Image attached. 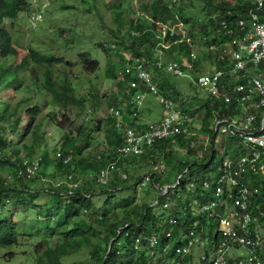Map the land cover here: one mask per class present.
<instances>
[{
    "label": "trees",
    "instance_id": "obj_1",
    "mask_svg": "<svg viewBox=\"0 0 264 264\" xmlns=\"http://www.w3.org/2000/svg\"><path fill=\"white\" fill-rule=\"evenodd\" d=\"M119 1L108 5V8L102 5L101 0H83L82 5L88 8L89 13L95 10L96 18L110 34L117 37L118 34L125 33L130 37L126 45L128 52L132 58H139L154 68L152 69L154 82L162 94L170 96L177 105L181 104L180 109L187 115L202 112L199 129L207 134L209 145L204 147V142L194 140L193 123L192 130L186 137L179 135L161 139L151 147H146L144 154L139 157L120 158L117 150L124 143L125 136L116 128L115 118L109 115L106 118V133L103 137L105 148L97 149L100 160L93 162L92 157H89L92 152L88 149L92 147L93 139L103 131L101 121L103 119L100 120L98 116L89 119L86 111L90 103L101 99L94 92L89 91L85 94L77 89L80 78L70 72L74 66L69 62L62 63L63 59L54 54L34 51V48H29L27 55L23 56L13 34L6 27V21H19L21 14L24 12L29 14L33 6L28 0H0V172L5 171L9 175L7 180L0 179V251L12 249L19 241L20 222L13 218L15 213L6 218L2 215L3 212L10 208L17 213L34 209L35 212L41 211L45 217L47 216V220L43 222L37 220L34 222V219H31L29 224L37 228L38 222L43 223V227L37 231L39 239H44L47 246L44 249L38 245L35 253L37 264H68V259L86 254L84 262L75 258V261L69 264H165L168 255L157 256V263H154L151 256L153 249L148 239L153 234L163 237L165 231L170 228L173 229L172 235H175L179 228L189 226L187 217L182 212L187 199L180 201L178 206L174 204L171 208L170 202L163 201L164 197L170 195L169 189L157 205L163 210L160 214H155L154 207H150L157 199L153 203L143 202L139 205L136 196L131 195L113 208L108 207L107 202H111L116 194L128 191L136 193L140 182L150 175L152 177L149 186L142 190L145 195L152 189L158 194L162 193L167 186L171 187L177 182L174 190L180 189L184 193L187 190L191 191L193 185L195 192L200 193L206 180L218 177V165L222 160L247 154V148L240 135L228 129L230 120L237 116L238 109L214 98L192 80L189 88L192 91L193 103L184 105L181 102V93L176 87L177 77L171 82L173 76L164 69L169 62L178 61L184 70H192L198 74L204 70L203 57L212 63L219 62L225 45L219 43L217 50L212 51L211 44L219 42L214 34L218 32L221 16L227 15V12H232L234 16L242 13L241 0H197L203 4L202 12L205 18L203 24L194 25L198 34L187 30V25L191 24L186 13L195 7L191 0L189 3L186 0H151L141 2L136 9L129 3L128 10L131 11V16L135 15L129 19L124 16L126 12L124 0ZM106 12L111 13L110 18L106 16ZM139 13L141 15L136 19ZM216 15L219 19L215 18ZM108 20H112L114 25H107ZM262 20L264 21V16ZM175 21L181 24L179 27L181 32L175 33L173 30L171 34L166 24L169 26L170 22ZM197 37L201 38L203 42L201 45L196 44ZM185 38H190V41ZM163 42L170 45L164 48ZM97 46L107 54L109 59L107 76L115 82L118 90L113 98L104 95L103 98H106L104 100H107L110 107L122 105L124 101L128 104L129 94L135 91L130 86L132 78L126 74L127 65L131 61L120 57V63L113 64L111 48L100 43ZM192 53L197 54V59L192 58ZM162 56L168 60L164 64ZM158 62H161V68L158 67ZM189 64L193 67L189 68ZM78 68L95 74L100 68L99 61L83 54L79 57ZM24 87L31 89V94L23 92ZM42 95L46 100L53 101L57 110L45 113V109L37 104L38 96ZM118 97H123L119 104L115 103ZM129 107L130 111L141 113L140 109ZM88 110L93 111L92 108ZM73 116L82 121L78 129L76 122L71 120ZM55 117L59 121L56 122ZM263 117L264 112H261L258 121L260 122ZM64 120H68V123L65 124ZM45 121L53 123L63 133L59 143L52 150L54 153L58 151L61 158L57 157V153L53 156L48 150H42L43 145L47 144V133L43 130ZM199 147L209 151L210 154L204 158L207 162L198 157L189 160L190 157L198 156ZM38 154L42 159L40 168L36 175L30 177L25 163L36 158ZM64 158H70V165H64ZM217 158L219 161L214 165ZM125 161L133 162L130 164L127 179L123 177L126 168L122 163ZM159 161L163 162L164 172L158 167ZM139 165L147 167L148 170L141 174L137 169ZM112 166L114 167L111 170ZM47 167L55 171L48 176L55 179L60 177V184L56 185L54 179L49 182L47 190L33 189L35 183L45 178L43 175ZM108 168L114 177L112 181L103 185L99 182V176L102 170ZM42 170L44 173L40 175ZM203 170L206 172L213 170L215 174L196 178ZM179 176L181 177L178 178ZM77 177L79 179L82 177L83 183L81 181L80 185L74 187L72 184L79 182H76ZM169 180H172V183H169ZM241 185L250 189V210L253 213L260 209L264 211V172L260 169L255 171L248 169L244 173ZM96 186L100 189L98 190ZM43 193L48 196V202L38 206L36 201ZM211 194L205 193L206 198H211ZM228 194L224 196L231 200ZM103 196L107 197V201L101 206L97 199ZM177 198L180 199L179 196ZM166 203L169 206H165ZM170 218L174 219L173 224H170ZM260 222L264 223V216ZM213 224L217 225L215 221ZM138 237L142 238L140 249L136 248ZM113 239V247L108 254L110 241ZM158 250L160 252L161 249ZM259 252L261 259L264 260V235ZM173 253L172 249L170 259H173ZM14 257L13 252L5 255L7 260Z\"/></svg>",
    "mask_w": 264,
    "mask_h": 264
},
{
    "label": "built area",
    "instance_id": "obj_2",
    "mask_svg": "<svg viewBox=\"0 0 264 264\" xmlns=\"http://www.w3.org/2000/svg\"><path fill=\"white\" fill-rule=\"evenodd\" d=\"M241 4L243 9L240 15L234 16L232 12H227V15L221 16L218 32L214 34L219 42L212 43L211 50L216 51L219 43L225 45L219 62H209L207 71L198 73L197 81L191 80L214 98L238 109L228 129L240 135L247 154L222 160L218 165V177L206 180L200 193L187 198L182 212L189 226L179 228L175 235H172L173 229L170 228L163 237L153 234L148 239L153 249V261L157 260V256L168 255L165 264H263L259 251L262 247L260 220L264 211L260 209L253 213L250 210V189L241 185V181L248 169L264 172V117L258 121L260 113L264 112V0H241ZM215 18L219 19L217 15ZM41 20L42 14L38 12L31 17V25L36 27ZM170 31L172 34L173 29ZM185 39L190 41V38ZM162 45L167 48L170 43L163 42ZM191 56L197 59L196 53ZM130 61L126 74L132 78L130 86L135 91L129 94L126 106L109 108V115L116 120V128L125 136L124 143L117 150L120 158L139 157L144 154L146 147H151L161 139L179 135L186 137L194 123L193 118L180 109L181 104L177 105L170 96L159 91L152 67L139 58H131ZM157 65L162 67L161 62ZM192 67L189 64V68ZM164 69L173 77H181L185 71L178 61L169 62ZM148 95L155 97L164 115L159 121L149 122L143 128L129 125L124 121L129 106L135 110L141 109ZM57 156L61 158L60 153ZM41 161V157L26 161L30 177L37 174ZM70 161V158H64V165H70ZM158 167L164 172L162 161L158 162ZM109 173V168L102 170L99 176L101 184L110 182ZM123 177L127 179V175ZM151 177H145L138 187L146 189ZM177 184L170 188H175ZM72 185L77 187L78 183ZM209 192L212 197L206 198L205 193ZM226 193H229L231 200L224 196ZM169 222L173 224L174 219L170 218ZM141 244L142 238L138 237L136 248L140 249ZM172 249L173 259H170Z\"/></svg>",
    "mask_w": 264,
    "mask_h": 264
},
{
    "label": "rangeland",
    "instance_id": "obj_3",
    "mask_svg": "<svg viewBox=\"0 0 264 264\" xmlns=\"http://www.w3.org/2000/svg\"><path fill=\"white\" fill-rule=\"evenodd\" d=\"M28 1L33 6L30 8V13H22L21 19L19 21H6V27L13 34L16 43L21 48L23 56L27 55L29 48H34V51L36 50L45 54H54L58 58L63 59L62 63L69 62L71 66H74L71 68L73 70H70V72L74 73L75 76H78L80 78L79 83H77V89H80V91L84 92L85 94L89 91L94 92L101 99V101H93L89 104L88 108H92L93 111L88 110V108V112L86 111V113L89 115V119H92L96 116H98L99 119H103H100L102 121L103 131H101L96 138L93 137L94 139L92 141V147L88 149L89 152H92V154H89V157H92L93 162H98L100 160V155L97 149H100L101 147V149L103 150L105 148V140L103 137L106 133V118L109 116L110 108L107 100H104L106 98H103V96L106 95L107 98H113L118 90L116 88L115 82L110 80L107 76V68L109 67V59L107 58V54L103 50H101V47L99 48L97 45L100 43L111 48V57L113 58V64H119L121 61L120 57H124L125 60H130L132 58V55L126 48V45L129 43L130 37L126 36L125 33L118 34V36L115 37L108 31H106L105 27H103L96 18L95 10H93V13H89L88 8L82 5L83 0ZM101 1L102 5L106 6L107 8L108 5L111 6L113 3L120 2L119 0ZM150 1L151 0H124L123 5L126 10L124 16L128 19L129 17H135L134 14L131 16V11L128 10L129 3L136 9L139 7L141 2ZM186 2L189 3L190 1L186 0ZM191 4H193L195 7L192 11H187L186 13L187 18L190 19L191 24V26L187 25V30H191V32L198 34V32H195L196 26L194 25L199 26L205 22L204 14L202 12L203 4L197 0H191ZM38 12H41L42 20L36 27H33L31 25V17ZM140 15L141 14L139 13L136 19L139 18ZM106 16L110 18L111 13L106 12ZM107 25L113 26L114 23L112 20H108ZM180 26L181 24L178 23V21L170 22L169 26H167L166 24V27L171 30L173 29L175 33L181 32V29H179ZM195 42L198 45H201L203 43L201 42L200 37H197ZM83 54L99 61L100 68L98 71H96L95 74H89L85 70H80L78 68L79 57ZM167 61V58L165 56H162V63L164 64ZM207 62L209 63L210 61H206V59L203 57V63L205 64V66L203 68L204 70L202 71H207L206 68L209 67V64ZM152 69L154 70L153 67ZM153 70L152 73L154 74ZM26 77L28 79L29 74H27ZM191 79L197 81L198 75L190 70H185L183 76L175 78L176 87L177 90H179L181 93V102L184 105H190L191 103H193V100L191 99L192 91L189 88ZM173 80L174 77L171 78V82H174ZM28 83L30 84V81ZM22 90L26 94H31V89H29L28 87H24ZM122 98L123 97H118L117 99H115V103L119 104V100H121ZM37 99L39 101L37 104L45 109V113H48L52 110H57L56 104L51 100H46L45 96H38ZM124 102L122 103L123 106L124 104H127ZM146 105H150L152 109V112L148 115V119H150L151 122L160 120L164 115V110L152 95H148L146 99ZM145 109L143 108V110ZM202 116V112L191 116L194 120V129L192 130V135L194 136V140L198 142H204V147H207V145H209L208 136L207 134H204L201 129H199V127L201 126L200 120ZM71 120L76 122V124L78 125V129L82 121L76 119L74 116ZM57 121L59 120L56 119V122ZM64 123L67 124L68 120H64ZM43 130L47 133V144L43 145L42 150H48L54 156L58 151L54 153L52 150L55 145L59 143L61 137L63 136V133L61 132L60 128H58L53 123L51 124L49 121L44 122ZM98 143L102 144L98 145ZM204 147H199L198 156L190 157L189 160H195V158L198 157L200 159H203L202 161L207 162V160H205L204 158L210 153ZM36 151L38 152L39 149L37 148ZM37 156L35 157L40 158L39 156L41 155L38 154ZM218 161L219 158H217L214 165L218 163ZM132 163L126 161L122 163V166L126 168V170L124 169L125 172H123V174L127 175V177H129L128 170L131 169L130 164ZM113 167L114 166H112L110 169L112 170ZM135 167L136 166L134 165V168ZM137 169H139V172H141V174H144V172L148 170L147 167H143L142 165H139ZM81 170H83V168H81ZM111 170L109 173V180L112 181L114 174L111 173ZM51 172L55 173L54 169L51 167H47L45 169V173L44 170H42L39 174L43 175L44 173L45 175L43 176H45V178H41L39 182L35 183V185L32 186L33 189L47 190L49 188V182H52V180L55 179L48 176L49 174H51ZM207 174L209 176L212 174L214 175L215 171L209 170L208 172H206L205 170H203V173L201 175H197L196 178H202L203 175L206 176ZM89 175L93 176L92 174ZM8 177L9 175L7 172H0V179L7 180ZM80 179L78 177L76 179V182L79 181L78 185H80L82 177ZM60 182V177L55 179L56 185L60 184ZM169 183H172V180H169ZM96 188L98 190L100 189L98 186H96ZM142 190L145 189H140L138 187L136 193L128 191L125 193L116 194V197L111 202H107L108 207L113 208L114 206H117V204L123 203L125 199L131 195L136 196L137 204L139 205L143 202L153 203L158 198V195L161 194H158L156 190L152 189L149 194L145 195L143 194ZM175 193H178L177 195L180 197V199L177 198L178 196ZM195 193V190H187L182 193L180 189L174 190V188H170V195L164 197L163 201L170 202V207L173 208L174 204L178 206L180 201H185L187 198H189V195H194ZM48 199V196L43 193L42 196L36 201V205L41 206L43 204H46L48 202ZM106 201V196H103L101 199H97L98 204L101 206L104 205ZM162 211L163 210L161 206H154L153 212L155 214H160ZM12 213H15L13 215V218L16 220V222H20L18 226L19 241L18 244L12 249H4L0 251V264H37L35 253L38 245L42 246L44 249L47 246L44 239H39L37 231V229L43 227V223L38 222L37 228H33V226L29 224H31V219H34V222H36V220L43 222L44 220H47V216L45 217L41 211L35 212L34 209L29 212L17 213L13 208L5 210L2 215L8 218ZM260 230L262 235H264V223L261 225ZM171 244L173 246L174 241H172ZM11 252L15 254L14 259H5V255H8ZM75 258L81 262H84V260L87 258V254L86 256L76 255L73 258L68 259L67 263L69 264L72 261H75ZM262 261L264 264V260ZM154 262L156 263L157 260H154Z\"/></svg>",
    "mask_w": 264,
    "mask_h": 264
},
{
    "label": "crops",
    "instance_id": "obj_4",
    "mask_svg": "<svg viewBox=\"0 0 264 264\" xmlns=\"http://www.w3.org/2000/svg\"><path fill=\"white\" fill-rule=\"evenodd\" d=\"M127 103V102H126ZM127 104H124L126 106ZM143 108H149L143 110ZM143 110V111H142ZM141 113L137 114L136 112L130 111L129 109L126 112V116L124 118L125 122H129V125L136 127H144L147 123L151 122L148 119V115L152 112L150 105H144L142 109H140ZM159 121V120H158Z\"/></svg>",
    "mask_w": 264,
    "mask_h": 264
},
{
    "label": "water",
    "instance_id": "obj_5",
    "mask_svg": "<svg viewBox=\"0 0 264 264\" xmlns=\"http://www.w3.org/2000/svg\"><path fill=\"white\" fill-rule=\"evenodd\" d=\"M261 131H262V130H261ZM169 189H170V186H167V187L165 188V192L161 193V194L158 196V198H157V200L155 201V203L152 204L150 207L157 206L158 203L160 202L161 198H162V197L168 192ZM117 237H118V236H117ZM117 237H116V238H117ZM116 238H115V239H116ZM113 242H114V239L110 241L108 254L110 253V251H111V249H112V247H113Z\"/></svg>",
    "mask_w": 264,
    "mask_h": 264
},
{
    "label": "bare ground",
    "instance_id": "obj_6",
    "mask_svg": "<svg viewBox=\"0 0 264 264\" xmlns=\"http://www.w3.org/2000/svg\"><path fill=\"white\" fill-rule=\"evenodd\" d=\"M261 17H262V15H261ZM250 194V193H249ZM250 202V201H249ZM261 231V230H260ZM262 234V233H261Z\"/></svg>",
    "mask_w": 264,
    "mask_h": 264
}]
</instances>
